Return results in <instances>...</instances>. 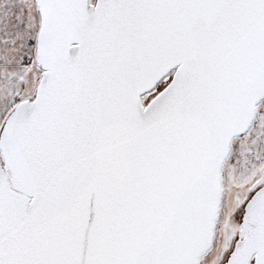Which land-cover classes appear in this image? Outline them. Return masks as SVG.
Here are the masks:
<instances>
[{"label": "snow or ice", "instance_id": "1", "mask_svg": "<svg viewBox=\"0 0 264 264\" xmlns=\"http://www.w3.org/2000/svg\"><path fill=\"white\" fill-rule=\"evenodd\" d=\"M0 264H264V0H0Z\"/></svg>", "mask_w": 264, "mask_h": 264}]
</instances>
